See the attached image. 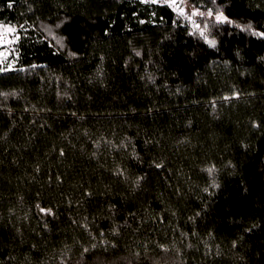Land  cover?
I'll return each instance as SVG.
<instances>
[{
    "label": "trees",
    "instance_id": "trees-1",
    "mask_svg": "<svg viewBox=\"0 0 264 264\" xmlns=\"http://www.w3.org/2000/svg\"><path fill=\"white\" fill-rule=\"evenodd\" d=\"M185 1L0 0V264H264V0Z\"/></svg>",
    "mask_w": 264,
    "mask_h": 264
},
{
    "label": "rangeland",
    "instance_id": "rangeland-1",
    "mask_svg": "<svg viewBox=\"0 0 264 264\" xmlns=\"http://www.w3.org/2000/svg\"><path fill=\"white\" fill-rule=\"evenodd\" d=\"M165 2V0H162ZM185 0H175V4L171 5V7L179 14L180 9H183V15L182 17L186 18L188 21L195 23V18L191 14V9L188 7V5L185 3ZM171 3V0H168L169 4ZM191 16V19H188V17ZM8 29H12V31H9ZM15 39V28L10 25H0V62L4 60L5 57H7L8 50L10 48V45H12L13 41Z\"/></svg>",
    "mask_w": 264,
    "mask_h": 264
},
{
    "label": "snow or ice",
    "instance_id": "snow-or-ice-1",
    "mask_svg": "<svg viewBox=\"0 0 264 264\" xmlns=\"http://www.w3.org/2000/svg\"><path fill=\"white\" fill-rule=\"evenodd\" d=\"M145 2H151V3H157V0H145ZM213 3H215V0H212ZM165 3H168V0H165ZM175 4V0H171V3H169L168 6H171ZM180 14L183 15V9H180ZM192 16L195 15H200V16H204L205 13L200 12L198 9H195L194 11H192ZM207 16L211 17L213 15V12L211 9H209L206 13ZM188 19H191V16L188 17ZM215 20L217 23H223V22H228V23H232V21L228 20L227 17H225L222 13L218 14L215 16ZM195 27L199 28V25H195ZM205 27H207V24L205 25ZM248 28H251V25L247 26ZM9 31H12V29H8ZM243 30V29H242ZM202 36L204 35L203 31H201L200 33ZM258 36L264 37V33H255ZM205 39L207 40V37H205ZM207 42L209 43V45L211 46H215V41L214 40H207ZM208 171L211 173L213 171V169H208ZM41 211H44V209H41Z\"/></svg>",
    "mask_w": 264,
    "mask_h": 264
}]
</instances>
